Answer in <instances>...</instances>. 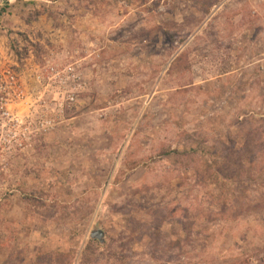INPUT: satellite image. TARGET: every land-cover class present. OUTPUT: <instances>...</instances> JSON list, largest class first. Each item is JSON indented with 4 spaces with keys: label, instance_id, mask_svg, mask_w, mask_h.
Masks as SVG:
<instances>
[{
    "label": "rangeland",
    "instance_id": "rangeland-1",
    "mask_svg": "<svg viewBox=\"0 0 264 264\" xmlns=\"http://www.w3.org/2000/svg\"><path fill=\"white\" fill-rule=\"evenodd\" d=\"M0 48L61 74L0 264H264V0H0Z\"/></svg>",
    "mask_w": 264,
    "mask_h": 264
},
{
    "label": "built area",
    "instance_id": "built-area-1",
    "mask_svg": "<svg viewBox=\"0 0 264 264\" xmlns=\"http://www.w3.org/2000/svg\"><path fill=\"white\" fill-rule=\"evenodd\" d=\"M11 55L5 48H0V165L26 156L37 136L55 127L54 119L46 114L49 107L42 82L46 75L50 80L58 79L56 82L61 78L59 72L41 74L34 70L31 74H22ZM51 70L55 72L56 68ZM62 76L74 82V68L69 66ZM54 99L59 102L58 98ZM66 99L68 107L74 105L75 93H70ZM58 107L63 112L64 103L59 102Z\"/></svg>",
    "mask_w": 264,
    "mask_h": 264
},
{
    "label": "water",
    "instance_id": "water-1",
    "mask_svg": "<svg viewBox=\"0 0 264 264\" xmlns=\"http://www.w3.org/2000/svg\"><path fill=\"white\" fill-rule=\"evenodd\" d=\"M90 237L91 239H97L101 243H105V232L99 228H94Z\"/></svg>",
    "mask_w": 264,
    "mask_h": 264
},
{
    "label": "trees",
    "instance_id": "trees-1",
    "mask_svg": "<svg viewBox=\"0 0 264 264\" xmlns=\"http://www.w3.org/2000/svg\"><path fill=\"white\" fill-rule=\"evenodd\" d=\"M65 257H69L68 254H67V255L58 254V261H59L60 263H62V264H63V263L66 264L65 261H64V260H65Z\"/></svg>",
    "mask_w": 264,
    "mask_h": 264
}]
</instances>
